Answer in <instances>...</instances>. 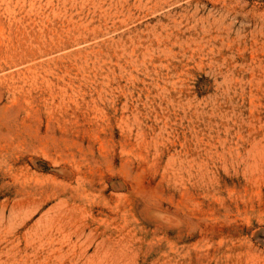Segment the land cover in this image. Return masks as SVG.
<instances>
[{
	"label": "rangeland",
	"instance_id": "rangeland-1",
	"mask_svg": "<svg viewBox=\"0 0 264 264\" xmlns=\"http://www.w3.org/2000/svg\"><path fill=\"white\" fill-rule=\"evenodd\" d=\"M0 264H264V0H0Z\"/></svg>",
	"mask_w": 264,
	"mask_h": 264
},
{
	"label": "bare ground",
	"instance_id": "bare-ground-1",
	"mask_svg": "<svg viewBox=\"0 0 264 264\" xmlns=\"http://www.w3.org/2000/svg\"><path fill=\"white\" fill-rule=\"evenodd\" d=\"M68 209H69V208H68ZM64 211H65V210H64ZM66 212H67V211H66ZM66 212H65V213H66ZM64 215H66V214L63 213V216H64ZM67 215H68V214H67ZM57 216H58V215H57ZM64 217H65V216H64ZM66 217H67V216H66ZM57 218H59V216H58ZM56 220H57V219H56ZM62 220H63V219H62ZM64 220H65V219H64ZM57 221H58V220H57ZM54 222H56V221H54ZM60 222H62V221H60ZM64 222H65V221H64ZM65 223H66V222H65ZM51 225H52V224H51ZM54 225H55V224H54ZM54 225H52V226H54ZM52 230H53V229H52ZM55 230H56V229H55Z\"/></svg>",
	"mask_w": 264,
	"mask_h": 264
}]
</instances>
